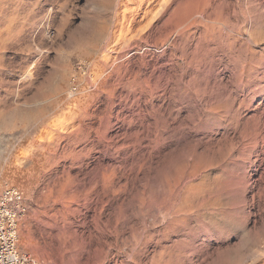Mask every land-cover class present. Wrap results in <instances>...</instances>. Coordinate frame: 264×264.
<instances>
[{"label": "rangeland", "instance_id": "obj_1", "mask_svg": "<svg viewBox=\"0 0 264 264\" xmlns=\"http://www.w3.org/2000/svg\"><path fill=\"white\" fill-rule=\"evenodd\" d=\"M5 185L40 264H264V0H0Z\"/></svg>", "mask_w": 264, "mask_h": 264}, {"label": "built area", "instance_id": "obj_2", "mask_svg": "<svg viewBox=\"0 0 264 264\" xmlns=\"http://www.w3.org/2000/svg\"><path fill=\"white\" fill-rule=\"evenodd\" d=\"M25 213L22 194L18 188H0V264H40L29 253L17 248L19 220Z\"/></svg>", "mask_w": 264, "mask_h": 264}, {"label": "bare ground", "instance_id": "obj_3", "mask_svg": "<svg viewBox=\"0 0 264 264\" xmlns=\"http://www.w3.org/2000/svg\"><path fill=\"white\" fill-rule=\"evenodd\" d=\"M206 4H207V3H206ZM195 16H196V15H195ZM197 16H198V15H197ZM194 18H195V17H194ZM202 18H203V17H202ZM190 19H191V17H190ZM199 19H200V18H199ZM193 21H194V20H193ZM193 21H191V22H193ZM195 22H196V21H195ZM188 23L190 24V22H188ZM188 23H186V24H188ZM186 24H185V25L183 24L184 27L186 26ZM194 24H195V23H194ZM232 26H233V25H232ZM184 27H183V28H184ZM185 28H186V27H185ZM187 28H188V27H187ZM192 37H193V36H192ZM221 37H222V36H221ZM216 44H217V43H216ZM205 45H206V44H205ZM229 97H230V96H229ZM246 128H247V127H246ZM238 134H239V133H238ZM255 134H256V133H254V140H255V138H256V137H255ZM248 143H249V142H248ZM251 143H252V142H251ZM20 164H21V161H20V162H14V163H13V165H12L13 168H12V169L14 170V172H15V171H16V172H20V171H21ZM23 172H24V171H23Z\"/></svg>", "mask_w": 264, "mask_h": 264}]
</instances>
